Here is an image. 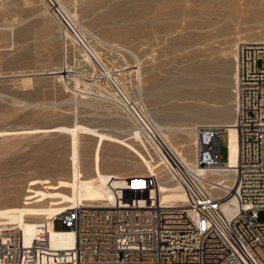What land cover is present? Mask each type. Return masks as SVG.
<instances>
[{
  "label": "rangeland",
  "instance_id": "obj_1",
  "mask_svg": "<svg viewBox=\"0 0 264 264\" xmlns=\"http://www.w3.org/2000/svg\"><path fill=\"white\" fill-rule=\"evenodd\" d=\"M54 1L71 24L0 0V223L36 227L77 180L163 172L158 126L193 162L196 128L235 120L237 45L264 42V0Z\"/></svg>",
  "mask_w": 264,
  "mask_h": 264
},
{
  "label": "built area",
  "instance_id": "obj_2",
  "mask_svg": "<svg viewBox=\"0 0 264 264\" xmlns=\"http://www.w3.org/2000/svg\"><path fill=\"white\" fill-rule=\"evenodd\" d=\"M236 50L235 166L222 160L226 125L196 128L192 167L153 133L163 172L126 174L112 185L113 200L66 205L39 220L29 240L17 223H0V264H264V42H240ZM217 171L232 176L231 187L206 178ZM161 182L176 183L185 201L163 202ZM58 221L64 229L55 228ZM51 229L72 237L53 245Z\"/></svg>",
  "mask_w": 264,
  "mask_h": 264
},
{
  "label": "bare ground",
  "instance_id": "obj_3",
  "mask_svg": "<svg viewBox=\"0 0 264 264\" xmlns=\"http://www.w3.org/2000/svg\"><path fill=\"white\" fill-rule=\"evenodd\" d=\"M60 10H61V8H60ZM61 12H62V10H61ZM62 14H63V12H62ZM63 16L71 24L70 20L66 17V15L63 14ZM113 83H114V85H116V83L114 81H113ZM221 124L226 125L227 129H228V132L231 131L232 134H233L232 135L233 136V140L231 138L229 140V156H230L231 161H232L233 159L237 158V152H238V131H237V128L235 126V120L225 121V122H223ZM158 127L160 128V130H158V128H157L159 134L161 133L162 137L165 139V141L168 142L169 147L172 149V150L171 149L170 150L173 151L172 152L173 154L171 153V151L169 149H168V152L170 151V153L172 155L176 156L180 161H182L183 163H186V164H188L189 166L192 167L193 162H188V160L184 156H182V154L179 152V150L177 152L175 147L173 146V144L170 142L169 138L165 135V133H162V127L161 126H158ZM10 145L11 144H8V146L7 145L6 146L9 148ZM6 146H5L4 149L7 148ZM8 148H7V150H8ZM158 148H160V147L158 146ZM12 149H13V146L11 147V149L9 148L10 151ZM7 150H6V153L8 154ZM3 152H5V150H3ZM3 152H1V153H3ZM174 152L179 154V156L176 155V153H174ZM160 155L162 156V158H164L163 155L161 154V152H160ZM23 157H25V156H23ZM24 159H26V158H24ZM75 161L77 162V159ZM227 166H228V164H227ZM211 174H215L216 176L214 175L215 177L212 178ZM121 177H123V176L122 175H120V176H118V175L102 176V177H99L97 179V181L89 183V184H84V185L81 184V182L79 180H77V182H76L77 183L76 184L77 185V188H76L77 193H76V196H75L76 198H75V201H74L75 203L76 202L77 203L73 204V205L80 204L78 202H80V200H83V199L91 200V202L93 200L94 201L95 200H100V202H106L107 200L108 201L113 200V198H114V193H113L114 190H113L112 185L118 184V180ZM206 178L208 180H211V181H216L217 183L220 184V186L231 187V185L233 184L232 176H230L228 174H224L221 171L212 172V173L208 174ZM160 194H161V198H162L163 202H168V203L180 202V203H183V201H185V194H184L183 190L176 183H172L170 185V183L169 184H165V182H161L160 183ZM86 202H89V201H86ZM91 202H89V203H91ZM223 208L226 211H228V209L230 208L229 203L224 202L223 203ZM63 210H61V211H63ZM61 211H58L56 213H59ZM16 223H17V225H19L24 230L26 239H28V240L33 236V234L36 231V227H32V226H30L27 223H24L22 221H19V222H16ZM71 237H72V234L69 233L68 231H57L56 229H51V231H50V242L53 245L64 244L65 242L70 241Z\"/></svg>",
  "mask_w": 264,
  "mask_h": 264
},
{
  "label": "snow or ice",
  "instance_id": "obj_4",
  "mask_svg": "<svg viewBox=\"0 0 264 264\" xmlns=\"http://www.w3.org/2000/svg\"><path fill=\"white\" fill-rule=\"evenodd\" d=\"M136 186H142V185H136Z\"/></svg>",
  "mask_w": 264,
  "mask_h": 264
}]
</instances>
